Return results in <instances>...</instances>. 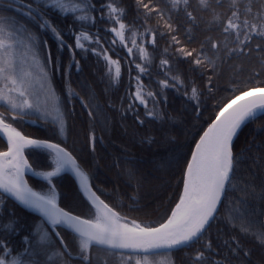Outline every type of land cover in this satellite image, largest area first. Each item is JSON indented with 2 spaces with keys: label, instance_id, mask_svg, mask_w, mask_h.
Segmentation results:
<instances>
[{
  "label": "trees",
  "instance_id": "1",
  "mask_svg": "<svg viewBox=\"0 0 264 264\" xmlns=\"http://www.w3.org/2000/svg\"><path fill=\"white\" fill-rule=\"evenodd\" d=\"M94 2L96 8L100 9L101 4H107L109 0ZM113 2L115 7L125 10L121 22L126 25L124 40L133 49L132 56L128 54L125 45L118 42L113 33L108 31L119 25L109 22L107 7L103 11L89 13V16L96 18L94 24L91 20L74 21V15L82 14L79 12L61 15L58 9L51 6L37 9L43 11L46 18L54 23L64 42L73 46L74 59L79 61L77 71L75 65L69 66L73 52L67 47L61 48L49 30L37 29L34 21L22 16L23 8L13 12L11 9L16 8L17 4H12L11 0H0V15L14 21L13 27L17 29L16 56L22 57L17 65L18 70L34 71L45 79L46 89L58 106L59 119L43 116L40 111H32L25 116L2 106L0 113L9 117L16 116V122L11 120L6 122L11 123L12 127L23 135L49 139L66 148L87 175L93 190L122 218L136 220L142 226L155 227L167 219L179 201L187 161L198 138L215 118V113L223 104L243 91L264 88V38L254 36L243 53H234L230 58H224L227 55L224 50L225 35L221 34L222 27L232 11L239 9L242 20L245 18V10L250 7V18L256 15L264 0H237L234 8H230V0H221L220 6H217L215 0H209L208 7L201 6L199 0H189L187 7L181 3L175 9L170 0H152L150 7L159 9L163 19L155 12L146 17V10L137 4V0ZM17 3H23V0H17ZM43 3L44 0H36V4ZM143 3H149V0H143ZM188 12L192 13L194 19L187 16ZM214 13L220 14L219 25L213 19ZM23 21H27L28 29H25ZM81 31L88 33L90 40L82 39L84 48L75 49L74 34ZM133 32L136 33L135 37ZM173 36L179 43L173 42ZM153 38L155 44L151 43ZM97 39L99 43H96ZM133 39L136 40L135 47L130 44ZM228 39L233 40V37L230 36ZM206 40L210 42L205 44ZM44 41H47V47L43 45ZM217 41L221 42L220 47L212 50L211 42ZM257 44H260L261 48H257ZM202 45L209 57H219L215 69L207 63L195 66L192 62L195 56L185 59L183 53L178 51L180 48L199 51ZM235 46L234 41L227 44L229 48ZM137 47L139 49L143 47L147 53L143 60ZM49 51L53 63L47 65L48 75L44 76L40 68L45 64ZM105 53L120 63L121 74L116 82H113L115 72L109 73ZM162 60H168L169 66L161 68ZM137 64L146 69L140 75L139 82L136 79L139 74ZM165 72L169 77L179 76L186 87L161 89L159 81L165 79ZM209 77H212L211 92L206 87ZM138 83L143 84L144 93H161L157 97V103L150 100L148 104L149 111L154 110L158 113L156 117L147 116L144 106L130 99L131 93L137 91ZM193 85L202 92L199 96V115L195 107L196 101L188 99L185 95V92L191 95ZM1 87H5L3 81H0ZM69 91L78 94L71 102ZM81 98L90 101V109L94 112L92 117L88 115L90 109L82 107ZM220 100H223L220 107H214ZM97 105L99 107H96ZM61 114L66 121L64 135H60L58 131ZM160 115L164 118L161 119ZM137 118L143 123H139ZM260 126H264V113L246 122L234 138L237 149L247 141L262 146L251 148L255 164L252 159H247L234 174L216 219L200 241L191 247L150 254L149 264H191L189 257L194 255L205 241L211 242L213 250L217 253L216 258L223 261V258L229 255L228 247L235 246L233 237L239 241L240 248L251 253L246 258H243L242 252L236 253L237 259L233 264H260L264 259V246L259 244L252 233L261 230L264 199L249 197L244 206V213L252 222V233H243L239 220L234 222V227L229 216V210L232 208L230 201H233L234 196L242 195L234 189L243 187V181L254 185L257 191L264 190V132L260 131ZM93 133L96 137L95 151L92 150L89 141V136ZM5 148L6 143L0 137V151ZM25 153L30 163L36 166L35 170H51L46 167L48 159L44 151L26 149ZM129 170L134 173L133 176H129ZM51 179L56 185L60 206L86 219H93L94 208L68 174L62 173ZM27 180L38 192L48 190L47 180L31 176H27ZM133 196L138 199L135 201L129 199ZM0 197L5 196L0 193ZM10 211L15 213L13 224L15 230L2 227V223L9 219ZM45 226L38 216L23 210L7 198L3 220L0 221V235L7 240L10 249L14 250L12 254L19 253L21 259H25L27 254L23 249L26 242L23 237L32 236L36 228ZM59 230L69 248L75 252L76 241L79 238L61 228ZM56 244L59 247L58 241ZM92 254L99 258L100 264L105 260L107 264H118L117 259L101 247L94 246ZM123 254L126 256L128 253ZM119 255L118 252L117 256ZM140 258L143 259V256ZM156 259H160L161 262L154 261ZM71 264H78V261L73 260Z\"/></svg>",
  "mask_w": 264,
  "mask_h": 264
},
{
  "label": "snow or ice",
  "instance_id": "2",
  "mask_svg": "<svg viewBox=\"0 0 264 264\" xmlns=\"http://www.w3.org/2000/svg\"><path fill=\"white\" fill-rule=\"evenodd\" d=\"M11 2L17 4L16 8L11 9L13 12L23 8L22 16L34 21L37 29L49 30L56 37L61 48L67 47L70 52H73V56L69 60V66L75 65L77 71H79V61L74 59L73 46L64 42L54 23L46 18L43 11H37V9L51 6L58 9L61 15L79 12L82 14L74 15V21L91 20L94 24L96 18L89 16V13L97 10L103 11L107 7L109 22L119 25V30L114 27L108 31L120 37L121 42L125 39L123 32L126 25L121 22L125 10L115 7L113 0H109L107 4H101L100 9L96 8L94 0H44L43 4H36V0H23V3L20 4L17 3V0H11ZM170 2L174 9L181 3L185 7L189 4V0H170ZM215 2L217 6H220L221 0H215ZM151 3L152 0H149V3L137 0V4L142 5L146 10V17L155 12L163 19L162 12L159 9L151 8ZM199 3L203 7L209 6V0H199ZM236 5L237 0H230V8H234ZM250 14L251 8L249 7L245 10V18L242 20L239 9L232 11L231 15L227 17L221 32L222 35H225L224 50L227 55L224 58H230L234 53H243L248 47V42L254 36L264 38V3L260 4L256 15L249 18ZM187 16L194 19L191 12H188ZM213 19L218 25L221 23L219 13H214ZM14 23V21H9L7 16L0 15V81H3L4 86L7 87V93H5L4 88H0V101L8 106L9 111L27 116L33 109L37 112L40 111V101L35 91L29 92V89L33 88L32 73L18 71L17 41L15 39L17 29L13 27ZM23 23L25 29H28L27 21H23ZM81 27L84 26L81 25ZM74 35L75 49L84 48L82 39L90 40L88 33L83 31ZM133 36H136L135 32H133ZM230 36L233 37V40L228 39ZM241 36H243V39H241ZM172 40L179 43L175 36L172 37ZM233 41L236 46L227 47V44ZM209 42V40H206L204 43L208 44ZM96 43H99L98 39ZM113 43H115V40ZM151 43L155 44V38ZM220 43L219 41L211 42V49L217 50ZM132 44L134 47L136 46L135 39L132 40ZM43 45L47 47V41H44ZM256 47L261 48V45L257 44ZM139 51L140 58L143 60L147 53L143 47ZM178 51L183 53L185 59L195 56L196 58L192 61L195 66L207 63L215 69L217 59H219V57H209L203 45L199 51L196 49L188 51L184 48H180ZM166 52L167 50H165ZM128 54L133 55L132 48L128 49ZM105 59L109 64V73L112 72L111 66H115L113 82L118 81L121 74L119 61L112 60L106 53ZM51 63L53 61L49 51L45 64L40 68L44 76L48 75L46 68ZM56 66L59 67L58 64ZM166 66H169V61L162 60L161 68ZM136 68L139 70L136 77L139 82L140 75L146 69L141 64H137ZM211 83L212 77H209L206 85L209 92L212 91ZM8 85L11 86L8 87ZM159 85L161 89L186 87L179 76L169 77L167 72H165V79L159 81ZM143 87L142 83H138L137 91L131 93L130 99L143 105L147 116L156 117L158 113L154 110L149 111L148 104L150 100L157 103V97L161 93H144ZM41 88L43 89V84ZM29 94L36 96L35 103L27 98ZM185 95L188 99L196 101L195 107L199 115V96L202 95V92L198 90L197 86L193 85L191 95L189 96L187 92H185ZM77 96L78 94L74 91H69V102ZM80 103L82 107L90 109V101L81 98ZM221 103H223V100L216 102L214 107H220ZM257 113H264V88L243 91L242 95L235 96L234 99H230L228 103L220 107V110L215 113V118L211 120L203 134L200 135L195 149L192 151L191 159L187 161L183 172V190L179 196V201L172 208L167 219L155 227L142 226L136 220H131L130 223H120L122 219L120 214L113 211L94 192L91 193V199L97 207L95 221L82 219L80 216L73 215L70 211L59 208L56 203V185L51 178L62 172L71 171L79 178L80 186L84 192L88 193L90 186L87 175L77 164L76 158L66 148L61 147L60 143H53L49 139H33L22 135L21 132L12 127L11 123H6L7 120L16 122V116L9 117L4 113H0V131L7 136V150L0 151V190L8 196L14 197L20 204L39 212L47 222L45 227L36 228L32 236L23 237L26 242L23 252L27 254L23 260L19 253L12 254L14 250L10 249L7 240L3 238V235H0V264H71L73 260L78 261V264H100L99 258L94 257L92 254L94 246H102L106 253L117 259L118 264H149L148 255L154 254L159 249L171 250L175 248L179 250L181 247H191L192 244L200 241L207 228L216 219L219 204L224 198L234 174L240 170L243 162L247 159H252L253 164L256 162L251 148H260L262 145H254L251 141H247L237 149L234 138L246 122L257 116ZM88 115L92 117L94 112L90 109ZM160 118L163 119L164 116L160 115ZM137 119L139 123H143L142 120ZM58 131L60 135H64L66 131V121L63 119V114H61ZM260 131L264 132V126H260ZM89 141L92 150L95 151L96 137L94 133L89 136ZM26 149L44 151L48 159L46 167L51 170H35L36 166L30 163L25 156ZM26 171L34 172L36 176L43 177L44 180L48 181V195H41L28 186L27 181L23 179ZM133 175L134 173L129 170V176ZM237 190L242 195L234 196L233 201H230L232 208L229 210V216L234 227V222L239 220L241 231L249 234L252 233V222L247 219L244 206L247 204L249 197L264 199V190L257 191L256 187L246 180L243 181V187L234 189V191ZM129 199L135 201L138 198L133 196ZM6 201V196L0 197V221L3 220ZM99 205H103V209L106 210L103 214H101ZM8 216L9 219L2 223V227L7 230H15L13 229L15 213L10 211ZM60 228L74 235L78 234L79 240L76 241L75 252L69 248L61 235ZM252 234L259 244L264 246V225L261 226L260 231ZM232 239L235 241V246L230 245L228 247L229 255L224 257L223 261L216 258L217 253L213 250L211 242L205 241L203 246L189 257L191 264H233V261L237 259L236 253L242 252L243 258L251 255L249 250L240 248L236 237ZM57 241L59 247H57ZM121 250H128V254L125 256ZM118 252L120 253L119 256H117ZM141 256H143V259L140 258ZM103 264H107V260ZM260 264H264V259L261 260Z\"/></svg>",
  "mask_w": 264,
  "mask_h": 264
},
{
  "label": "rangeland",
  "instance_id": "3",
  "mask_svg": "<svg viewBox=\"0 0 264 264\" xmlns=\"http://www.w3.org/2000/svg\"><path fill=\"white\" fill-rule=\"evenodd\" d=\"M117 30H119V26L117 27ZM123 35H124V32H123ZM113 37L118 42L122 43L123 45H125V44L127 45L126 41L124 40L123 42H121L120 37L116 36L115 33H113ZM130 44H132V42ZM126 48L128 50L131 47L127 45ZM136 49L138 50L139 48L137 47ZM18 55H20V54H18ZM16 57H17V65H18V63L22 60V57H20V56H16ZM111 67H112V72L114 73L115 72V66L113 65ZM19 72H26V71H24V70L21 71L20 70ZM31 73H32L31 82H32L33 88L32 89H29V92L31 93L32 91H35V92L36 91L37 92L40 91V93H38V96H39V101H40V112H41V114L43 116H52L55 119H59V116H58L59 115L58 106L53 101V99L51 98V94H50L49 90L46 89L47 88V84H46L45 79L43 77H40V75H38L39 73H36L34 71H32ZM42 84H43V89L41 88V85ZM10 86L11 85H9V87ZM1 88H4L5 93H7V87L6 88L5 87H1ZM27 98L29 100L33 101V103H35V101H36V96H34V95L29 94ZM0 106H2L3 108L9 110L8 106L5 105V104H3L2 101H0ZM32 111H36V110L35 109L31 110V113H32ZM43 194L48 195V190L45 191V192H43ZM94 217H95V215H94ZM150 261L151 260H149V262ZM154 261L159 262V263L161 262L160 259H156Z\"/></svg>",
  "mask_w": 264,
  "mask_h": 264
},
{
  "label": "water",
  "instance_id": "4",
  "mask_svg": "<svg viewBox=\"0 0 264 264\" xmlns=\"http://www.w3.org/2000/svg\"><path fill=\"white\" fill-rule=\"evenodd\" d=\"M252 89H250V90H248V91H251ZM240 95H242V94H240ZM239 96V95H238ZM234 99V98H233ZM259 114H262V113H257V115H259ZM29 120H31V119H29ZM208 127V126H207ZM206 127V128H207ZM205 128V129H206ZM204 132V131H203ZM203 134V133H202ZM201 134V135H202ZM0 137L5 141V143H6V145H7V136L2 132V131H0ZM200 138V137H199ZM199 138H198V140H199ZM33 139H36V138H33ZM197 140V141H198ZM51 142H53V141H51ZM53 143H56V142H53ZM196 145V144H195ZM195 145H194V147H193V150L195 149ZM61 147H63L62 145H61ZM6 150H7V148H6ZM6 150H4V151H6ZM192 150V151H193ZM191 154H192V152H191ZM191 154H190V157H189V159H191ZM62 173H66V174H68L72 179H73V181H74V183L76 184V186H77V188L80 190V192H81V194L90 202V204L93 206V208H94V210H95V215H96V217H95V219L93 220V221H95L96 220V218H97V207H96V204H94L93 203V201H92V199H91V193L92 192H94L97 196H99L94 190H93V188L91 187V185H90V182H89V179H88V184H89V186H90V191L88 192V193H85L84 192V190L81 188V186H80V182H79V178L78 177H76L75 176V174L74 173H72L71 171H67V172H62ZM26 176H31V177H35V178H39V179H43V177H40V176H36L35 174H34V172H28V171H26L25 172V174H24V177H23V179L25 180V181H27V178H26ZM27 183H28V181H27ZM28 186L30 187V185L28 184ZM31 188V187H30ZM33 191H35L34 189H32ZM183 190V189H182ZM0 193L1 194H3L4 196H6L7 198H9L10 200H12L15 204H17L20 208H22L23 210H25V211H27V212H29V213H31V214H33V215H35V216H38L43 222H44V224H46L47 222L44 220V218L42 217V215L39 213V212H37V211H35L34 209H31V208H28V207H26V206H24V205H22V204H20L18 201H16L15 200V198L14 197H10V196H8V194H5V193H3L2 192V190H0ZM42 195V194H41ZM99 198H100V196H99ZM100 200H102L101 198H100ZM222 202V201H221ZM221 202H220V204H221ZM56 203H57V206L59 207V208H62V209H64L65 211H68L67 209H65V208H63L62 206H60V204H59V202H58V195H57V193H56ZM98 203V202H97ZM105 203V202H104ZM220 204H219V207H220ZM99 207H100V211H101V213L103 212H105L106 210H104L103 209V205H99ZM219 209V208H218ZM114 211V210H113ZM116 212V211H115ZM72 213V212H71ZM73 215H76V216H79V215H77V214H74V213H72ZM81 217V216H80ZM82 219H86V218H84V217H81ZM87 220H90V219H87ZM125 223V222H124ZM262 225H264V214H263V217H262ZM61 229H63V228H61ZM64 230V229H63ZM78 238H79V236H78V234H75ZM97 247H101V248H103L102 246H97ZM182 248V247H181ZM171 250H175V248H173V249H171ZM171 250H169V249H159V250H157L155 253H157V252H165V251H171ZM123 253H128V250H121Z\"/></svg>",
  "mask_w": 264,
  "mask_h": 264
},
{
  "label": "bare ground",
  "instance_id": "5",
  "mask_svg": "<svg viewBox=\"0 0 264 264\" xmlns=\"http://www.w3.org/2000/svg\"><path fill=\"white\" fill-rule=\"evenodd\" d=\"M101 214H103V212L101 213ZM125 221H123V220H120V223H124Z\"/></svg>",
  "mask_w": 264,
  "mask_h": 264
},
{
  "label": "flooded vegetation",
  "instance_id": "6",
  "mask_svg": "<svg viewBox=\"0 0 264 264\" xmlns=\"http://www.w3.org/2000/svg\"><path fill=\"white\" fill-rule=\"evenodd\" d=\"M25 155H26V153H25ZM27 157V156H26Z\"/></svg>",
  "mask_w": 264,
  "mask_h": 264
}]
</instances>
